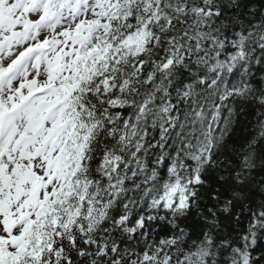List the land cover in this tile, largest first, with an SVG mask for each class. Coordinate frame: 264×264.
Wrapping results in <instances>:
<instances>
[{"label":"snow or ice","instance_id":"obj_1","mask_svg":"<svg viewBox=\"0 0 264 264\" xmlns=\"http://www.w3.org/2000/svg\"><path fill=\"white\" fill-rule=\"evenodd\" d=\"M0 264H264V0H0Z\"/></svg>","mask_w":264,"mask_h":264}]
</instances>
